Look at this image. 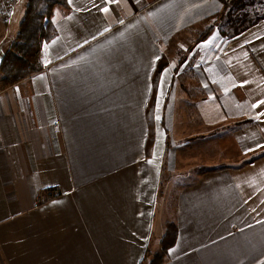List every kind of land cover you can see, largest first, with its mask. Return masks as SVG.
Returning <instances> with one entry per match:
<instances>
[{"label": "crops", "instance_id": "1", "mask_svg": "<svg viewBox=\"0 0 264 264\" xmlns=\"http://www.w3.org/2000/svg\"><path fill=\"white\" fill-rule=\"evenodd\" d=\"M24 11L0 20L2 54ZM221 11L218 0L52 8L42 69L0 86V264H140L169 222L161 264H264V153L244 161L264 152V16L200 38ZM219 128L239 161L179 186L171 210L170 142Z\"/></svg>", "mask_w": 264, "mask_h": 264}, {"label": "trees", "instance_id": "2", "mask_svg": "<svg viewBox=\"0 0 264 264\" xmlns=\"http://www.w3.org/2000/svg\"><path fill=\"white\" fill-rule=\"evenodd\" d=\"M218 1L222 5V11L209 20L205 30L199 35L202 39L207 37L214 28L225 36L236 35L264 16V11L261 9L264 0ZM55 5H65V0H26L24 15L16 36L3 53L0 66L1 87L12 85L42 69V46L55 34L50 19ZM163 64L164 62L159 60L155 72L160 71ZM263 153H254L244 161H252ZM176 234L175 224L167 223L165 234L161 239V250L151 258V254L147 252L140 264H161L167 256L168 248L174 243Z\"/></svg>", "mask_w": 264, "mask_h": 264}, {"label": "rangeland", "instance_id": "3", "mask_svg": "<svg viewBox=\"0 0 264 264\" xmlns=\"http://www.w3.org/2000/svg\"><path fill=\"white\" fill-rule=\"evenodd\" d=\"M25 1L19 0L10 19L0 16V20L11 24V20L20 15ZM16 25L17 22L9 25L11 33L14 32ZM6 46L7 44L3 45V47ZM179 54L181 52L177 53ZM221 130L219 128L214 131L192 132L191 138L180 137L173 141L174 144L170 142L169 154L166 156L168 160L166 159L163 165L162 189L168 192L164 197L167 196L168 207L171 210H173L179 186L195 181L200 172L208 167H219L239 161V156L231 145L230 133L220 132Z\"/></svg>", "mask_w": 264, "mask_h": 264}, {"label": "built area", "instance_id": "4", "mask_svg": "<svg viewBox=\"0 0 264 264\" xmlns=\"http://www.w3.org/2000/svg\"><path fill=\"white\" fill-rule=\"evenodd\" d=\"M18 2L19 0H0V16L10 19ZM51 193L57 194V191L52 190Z\"/></svg>", "mask_w": 264, "mask_h": 264}, {"label": "water", "instance_id": "5", "mask_svg": "<svg viewBox=\"0 0 264 264\" xmlns=\"http://www.w3.org/2000/svg\"><path fill=\"white\" fill-rule=\"evenodd\" d=\"M2 59H3V54L0 52V66H1Z\"/></svg>", "mask_w": 264, "mask_h": 264}, {"label": "snow or ice", "instance_id": "6", "mask_svg": "<svg viewBox=\"0 0 264 264\" xmlns=\"http://www.w3.org/2000/svg\"><path fill=\"white\" fill-rule=\"evenodd\" d=\"M104 11H107V9H104Z\"/></svg>", "mask_w": 264, "mask_h": 264}]
</instances>
